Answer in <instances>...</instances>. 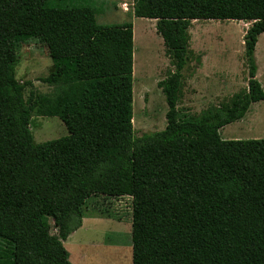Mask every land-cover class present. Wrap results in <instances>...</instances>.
I'll return each instance as SVG.
<instances>
[{
	"label": "trees",
	"instance_id": "16d2710c",
	"mask_svg": "<svg viewBox=\"0 0 264 264\" xmlns=\"http://www.w3.org/2000/svg\"><path fill=\"white\" fill-rule=\"evenodd\" d=\"M60 1L0 0V242L12 264H72L64 243L99 197L132 200L133 264H264V140L220 136L264 102V0H134L135 18L157 22L174 69L158 85L167 127L140 139L133 23L99 25L88 1ZM201 21L249 25L248 88L190 116L179 104ZM35 39L53 62L41 81L54 93L27 99L33 83L16 78L17 48ZM34 117L59 118L69 135L37 145Z\"/></svg>",
	"mask_w": 264,
	"mask_h": 264
},
{
	"label": "rangeland",
	"instance_id": "374dc122",
	"mask_svg": "<svg viewBox=\"0 0 264 264\" xmlns=\"http://www.w3.org/2000/svg\"><path fill=\"white\" fill-rule=\"evenodd\" d=\"M86 1L99 11V25L133 23L135 137L140 139L146 135L163 132L167 127L166 116L169 108L158 85L174 69L164 41L157 32V22L135 18L134 0L84 2ZM56 3L62 2L56 0ZM125 5L128 8L126 10ZM248 28L249 25L242 22H193L190 30L192 54L183 72L180 111L190 116H198L204 111L228 103L236 94L247 91L248 67L245 60L244 36ZM17 54V80L21 84L33 83V87L26 90V98L28 99L31 93L38 96L52 95L54 88L41 81L54 70L45 44L38 39L28 41L18 46ZM256 58L259 68L257 79L264 89V34L259 38ZM30 131L37 145L60 140L69 135L65 125L57 117H34ZM220 136L224 141L264 140V102L253 105L244 120L225 127L220 131ZM85 214L87 217L97 216L106 220V226L93 228L90 233L92 242L102 246L104 242L112 241L115 246L123 247H113L105 251L110 264H131L132 200L94 198L87 202ZM12 259L11 249L0 242V264H12ZM96 260L97 264H103L98 257Z\"/></svg>",
	"mask_w": 264,
	"mask_h": 264
},
{
	"label": "crops",
	"instance_id": "0c3cea01",
	"mask_svg": "<svg viewBox=\"0 0 264 264\" xmlns=\"http://www.w3.org/2000/svg\"><path fill=\"white\" fill-rule=\"evenodd\" d=\"M259 76V68L258 74ZM92 217V218H88ZM85 216L83 219V226L80 230L75 232L70 238L64 243L66 250L69 253V261L72 264H97L96 258L98 257L102 260L103 264H110L109 258L107 257L106 250H111L113 247L115 249L123 248L122 246H115L112 241L104 242L101 244L92 242L90 238V233L93 228H98L99 226H106L105 219L97 216ZM99 223H97V222ZM92 222V223H91ZM94 222V223H93ZM97 224V225H95ZM103 230V229H102ZM98 232V230H97ZM113 243V244H112ZM132 251V263L133 264V250Z\"/></svg>",
	"mask_w": 264,
	"mask_h": 264
},
{
	"label": "built area",
	"instance_id": "2783aa9c",
	"mask_svg": "<svg viewBox=\"0 0 264 264\" xmlns=\"http://www.w3.org/2000/svg\"><path fill=\"white\" fill-rule=\"evenodd\" d=\"M124 7H125V10L128 9V8H127V5H125Z\"/></svg>",
	"mask_w": 264,
	"mask_h": 264
}]
</instances>
